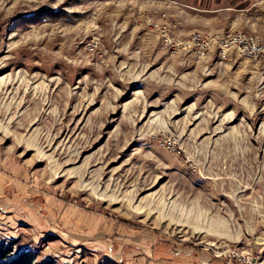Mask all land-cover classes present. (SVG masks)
<instances>
[{
    "label": "rangeland",
    "instance_id": "374dc122",
    "mask_svg": "<svg viewBox=\"0 0 264 264\" xmlns=\"http://www.w3.org/2000/svg\"><path fill=\"white\" fill-rule=\"evenodd\" d=\"M223 1L0 0V263L264 258V56L165 40L263 28Z\"/></svg>",
    "mask_w": 264,
    "mask_h": 264
},
{
    "label": "built area",
    "instance_id": "2783aa9c",
    "mask_svg": "<svg viewBox=\"0 0 264 264\" xmlns=\"http://www.w3.org/2000/svg\"><path fill=\"white\" fill-rule=\"evenodd\" d=\"M165 40L172 50H179L180 48L193 50L200 56H207L212 51H216L220 60H225L230 52L234 51L239 55L259 59L264 56V19L263 28L258 32H247L242 29L194 30L188 38L171 40L170 37H165ZM231 253L232 257L227 259L228 264H231L232 258L238 261L234 264H264V258L258 259V254H240L237 251Z\"/></svg>",
    "mask_w": 264,
    "mask_h": 264
},
{
    "label": "crops",
    "instance_id": "0c3cea01",
    "mask_svg": "<svg viewBox=\"0 0 264 264\" xmlns=\"http://www.w3.org/2000/svg\"><path fill=\"white\" fill-rule=\"evenodd\" d=\"M219 1H220V5H217V2H219ZM253 2L250 5H252ZM209 3H210V1L208 2V4ZM213 3H214L213 8L219 7L221 10H223L224 8H227V9L230 8V7L226 6V4L223 0H213ZM206 10H213V9L210 8V9H206ZM5 182H6V178L4 176H0V192L5 191V189H6V185L4 184ZM148 237L149 238L147 240H145V239H142V236H141V240L143 241L144 245L140 248L141 251H139V252L141 253V255L144 254L146 256V260H143L144 258H141L140 263L138 262V264L146 263L148 261L147 258H149V255H151L152 260L168 259V262H170V258H169L170 252H168V246L166 245V242L165 243H157L158 240H157L156 235L155 236H148ZM174 263L175 264H184V263H178V261H175Z\"/></svg>",
    "mask_w": 264,
    "mask_h": 264
},
{
    "label": "trees",
    "instance_id": "16d2710c",
    "mask_svg": "<svg viewBox=\"0 0 264 264\" xmlns=\"http://www.w3.org/2000/svg\"><path fill=\"white\" fill-rule=\"evenodd\" d=\"M11 244L0 243V259L11 252ZM0 264H35V255L26 249H21L13 258ZM36 264H55L52 259H44Z\"/></svg>",
    "mask_w": 264,
    "mask_h": 264
}]
</instances>
